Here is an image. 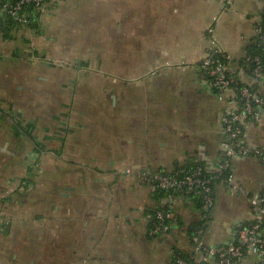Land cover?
Instances as JSON below:
<instances>
[{
  "label": "crops",
  "instance_id": "obj_1",
  "mask_svg": "<svg viewBox=\"0 0 264 264\" xmlns=\"http://www.w3.org/2000/svg\"><path fill=\"white\" fill-rule=\"evenodd\" d=\"M263 15L264 0H64L37 29L0 35V264H215L195 249L196 203L140 175L217 169L227 101L198 65L221 51L264 98L243 64ZM108 46L113 80L92 83L77 66ZM150 63L161 69L147 77ZM245 138L264 151V110ZM231 173L247 194L216 186L206 247L233 243L264 190V159L238 157ZM166 208L178 222L153 235L149 214Z\"/></svg>",
  "mask_w": 264,
  "mask_h": 264
},
{
  "label": "built area",
  "instance_id": "obj_2",
  "mask_svg": "<svg viewBox=\"0 0 264 264\" xmlns=\"http://www.w3.org/2000/svg\"><path fill=\"white\" fill-rule=\"evenodd\" d=\"M64 0H0V23L11 18L20 25L35 19L38 15L56 12ZM257 38L264 43V24L262 18L255 27ZM209 32H213V26ZM247 63L254 62L257 67L249 68V74L259 80L263 77L261 58H244ZM230 57L221 51H214L202 60L198 68L209 78L211 86L218 95L227 101V108L222 116L224 141V159L219 164L212 178L203 177V168H198L195 173L178 176H165L152 171L140 175L144 183L158 185L163 190L182 189L185 195L197 194L202 197V224L194 237L195 249L203 252L214 260L215 264H239L250 255L257 257L256 264H264V190L250 197L251 223L241 227L233 243L227 246L206 247L200 241L201 235L210 223L212 210L216 202V193L212 184L221 180L226 173H231L232 162L238 157H253L264 159V151L249 145L245 138L246 125L249 122L260 123L261 111L264 110V98L253 86L244 85L236 72L229 68ZM245 67L248 65L245 64ZM248 69V68H247ZM40 172L36 165L34 168ZM223 184L232 192L247 194L246 189L233 181L232 173ZM153 223V235L168 233L178 219L172 212L157 211L155 216L149 215ZM156 222H153V221ZM168 221V223H167ZM174 264H191L181 255L175 256Z\"/></svg>",
  "mask_w": 264,
  "mask_h": 264
},
{
  "label": "trees",
  "instance_id": "obj_3",
  "mask_svg": "<svg viewBox=\"0 0 264 264\" xmlns=\"http://www.w3.org/2000/svg\"><path fill=\"white\" fill-rule=\"evenodd\" d=\"M64 2V1H63ZM59 9V8H58ZM41 20V16L38 15L35 19L30 20L29 23L24 24V25H20L18 23H16L15 21H13L11 18L7 19L6 22H1L0 23V35L3 39L5 40H12L13 38H15V32H19L20 30H29V29H37L39 26V22ZM262 23L264 24V15L262 16ZM247 54L248 57L251 58H255V57H260L261 58V65H262V72H263V76H264V43H261L260 40H255L247 49ZM37 60H41V57H36ZM243 64L245 66L248 65V67H246L247 71H249V68L254 69L255 67H257V65L254 62H250L247 63V61L245 59H243ZM260 80V79H259ZM244 84V83H243ZM246 85V84H244ZM248 86V85H246ZM224 159V158H223ZM221 163V162H220ZM219 163V164H220ZM219 166V165H218ZM217 166V168H218ZM203 168V177L204 178H212L215 174V171L210 172L208 170V168L203 164V163H197L194 164L192 166L186 167V168H177L175 171L173 172H167V171H152L154 173H160L163 174L165 176H178L179 178H182L185 175H189V174H193L196 172V170L198 168ZM231 173H226L221 180H217L215 183L212 184L213 190L216 193V186L220 183H222L225 179H228L230 177ZM151 186H153L156 189V192L158 193H162L164 195H173L176 193L179 194H184L182 189H171V190H163L160 187H158V185H153V184H149ZM185 195V194H184ZM187 196V198L193 200L198 209H201V205H202V197L200 195L197 194H192V195H185ZM157 211H164V212H171L168 208L166 209H159V210H153L150 212L149 215L151 216H155ZM153 222H156L155 220ZM168 223V221H167ZM153 230V223L151 221V231ZM177 255V253H175ZM175 255V256H176ZM181 255L184 259H186L187 261L191 262V264H193V262L191 261V258L182 254Z\"/></svg>",
  "mask_w": 264,
  "mask_h": 264
},
{
  "label": "rangeland",
  "instance_id": "obj_4",
  "mask_svg": "<svg viewBox=\"0 0 264 264\" xmlns=\"http://www.w3.org/2000/svg\"><path fill=\"white\" fill-rule=\"evenodd\" d=\"M78 6L79 7H82V6H80V4ZM80 18H83V17L79 15V19ZM81 23H83V22H81ZM93 33H88V35L91 36V35H93ZM107 38H108V40H107L106 43H108L110 41L109 36H107ZM109 44H110V42H109ZM81 49H83V48H81ZM91 49H93L92 46H91ZM97 49H100V47H98ZM110 49L111 48L109 46L108 47H105V48L104 47H101V50H102L103 54L102 53H99L100 55H96L95 61H94V57H92V60L90 59V61H89L90 63L89 64H85L84 63L85 65H78L77 66V67H81V69L78 68V70L84 71V72H87L88 74H90V77H91V80L90 81L92 83H93V77H94V75H98V77L100 76L101 82L104 85L105 84L108 85V82H110L111 80H113V77L111 78V75L113 76L116 71H115V69H113V66L114 65L112 63H110V56H109ZM124 51H125V49H123V54H124ZM149 51L152 53V49H150ZM98 60H100V61H98ZM156 66L153 63H150V67H148L147 72H145V76L150 77V75L152 76V74H154L155 71H157V69H159V70L161 69V68H159L161 66H159L157 68H156ZM144 67L147 68V65H145ZM122 68L124 69L125 68V65H122ZM149 68H150V71H149ZM121 71L122 70H119L118 71V74L122 73ZM94 85H95V87L98 86L96 80L94 81Z\"/></svg>",
  "mask_w": 264,
  "mask_h": 264
}]
</instances>
